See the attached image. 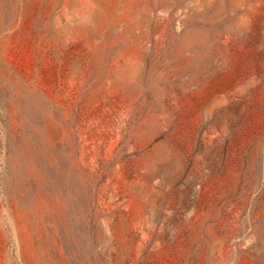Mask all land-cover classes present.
I'll return each mask as SVG.
<instances>
[{"label":"rangeland","instance_id":"374dc122","mask_svg":"<svg viewBox=\"0 0 264 264\" xmlns=\"http://www.w3.org/2000/svg\"><path fill=\"white\" fill-rule=\"evenodd\" d=\"M0 264H264V0H0Z\"/></svg>","mask_w":264,"mask_h":264}]
</instances>
